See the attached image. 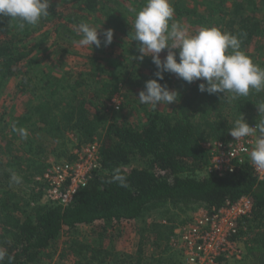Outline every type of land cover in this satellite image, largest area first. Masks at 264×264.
I'll return each mask as SVG.
<instances>
[{
	"label": "trees",
	"instance_id": "trees-1",
	"mask_svg": "<svg viewBox=\"0 0 264 264\" xmlns=\"http://www.w3.org/2000/svg\"><path fill=\"white\" fill-rule=\"evenodd\" d=\"M69 1L71 4L63 8L51 3L49 15L41 19L39 26L26 25L20 29L18 21L0 16V75L5 79H14L19 92L29 91L34 84L30 36L42 26L51 28L48 32L51 34H78L81 22L95 27L93 19L99 20L98 14H103L108 20L113 19L110 22L118 27L128 26L130 40L126 38L117 42L114 38L115 41L106 46L108 52H118L117 60H121L128 70L106 69L107 73L93 82L84 77L70 82L46 73L40 79L45 89L42 98L33 107L24 108L22 113L9 115L3 130L17 134L12 129L15 124L28 133L29 126L40 123L55 142L58 152L65 154L68 152L65 142L68 134L74 133L80 138V143H88L98 135L105 172H94L67 206L42 203V190L39 195L31 197L20 195V192L22 184L28 187V183L35 182L34 172L43 173L46 170L43 162L25 157L24 170L28 175L20 174V182L16 183L11 180V175L22 171H17L19 167L13 161H6L0 156V249L7 253L3 264H47L46 257L53 255L49 249L64 230L73 237L67 249L79 256V264H106L110 252L105 248V240L111 234L110 225L127 227L134 220L144 217L148 210L170 204L187 206L201 203L219 207L244 195H251L255 202L253 216L248 223V232L255 235L246 243V259L248 264H264V180L259 179L250 168L221 177L197 178L194 175L209 164L210 156L204 142L208 138H225L222 130L231 128L233 125L228 123L241 113L245 119L251 116L257 109L256 104L264 103V91L258 93L252 90L247 97L233 100L229 95L223 96V93L200 92L198 85L206 81L197 80L184 85L178 92L174 113L149 110L142 122L114 120L101 131L96 111L98 104L111 100L115 94H123L121 90L129 81L130 71L138 74L141 62H152L148 56L143 61L133 60L132 57L139 53L130 24L134 23L136 12L145 6L146 0ZM218 1L208 5L209 18L213 19L209 26L237 35L242 41L241 50L254 63L264 67V43L256 47V53L249 48L254 38L264 33L258 18L263 11L264 0H231L227 7L226 0ZM171 4L176 18L184 24L193 28L205 25L208 18L199 14L196 8L181 0ZM55 47L53 45V49ZM61 50L64 51V47ZM156 71V66L151 64L146 81L155 79ZM180 80L175 74L166 72L164 80L159 82L166 83L173 90L180 85ZM124 96L128 98V95ZM129 104L130 100L125 101L121 107ZM255 116L259 118V112ZM21 139L24 141V138ZM23 143L24 148L27 143ZM27 146V152L37 148L33 147L32 140ZM8 150L11 151V148ZM73 157L71 155L69 159ZM116 168L126 177L127 187L111 182ZM40 187L42 189V185ZM83 226L91 228V239L88 244L84 243L85 246L78 235ZM174 231L175 226L171 223L151 225L148 234L156 232V244L159 245L161 239L165 246L162 257L146 264H181L180 260H176V254L170 251L169 241ZM246 232L243 230L240 235ZM140 250L136 262L129 264L143 263V250ZM9 257L12 259L9 260Z\"/></svg>",
	"mask_w": 264,
	"mask_h": 264
},
{
	"label": "rangeland",
	"instance_id": "rangeland-1",
	"mask_svg": "<svg viewBox=\"0 0 264 264\" xmlns=\"http://www.w3.org/2000/svg\"><path fill=\"white\" fill-rule=\"evenodd\" d=\"M177 0H170L171 3ZM186 2L191 7H194L198 10V13L201 15H206L205 25H198L194 28L188 24H184L181 20L177 19L174 15V20L178 21L181 25L187 28L189 34H195L199 31L202 26H209L212 24V18H209L207 9L209 3H214L216 0H181ZM221 0L218 1L220 3ZM51 3H55L58 8H63L65 5H70L69 0H51ZM231 0H226V7L229 6ZM129 4V3H128ZM132 6V5H131ZM129 6V7H131ZM126 7V6H124ZM99 20L93 19L96 24L95 27L100 28L101 33L100 38H103L102 33L106 29L114 30V38L117 42H123L127 39H131L128 33V26L123 25V27H118L112 20H108L103 14H98ZM128 16L127 14H124ZM258 18L261 20V23L264 28V7L263 11L258 14ZM114 21V20H113ZM128 23V21L126 22ZM45 24V23H44ZM43 24V25H44ZM46 25V24H45ZM132 31L134 32V23L130 24ZM39 26V24H38ZM212 26V25H211ZM262 28V29H263ZM124 29V31H122ZM51 31V28L42 26L37 29L34 35L30 36L29 42L33 51L30 54V59L33 64L32 75L34 77V84L27 92H19V88L15 86V80L11 78L5 79L4 76L0 75V156L6 161L11 160L13 163L19 167L17 171L21 170V173H16L18 177L20 174L27 176L26 162L25 157H34L39 161H42L43 166L45 165L46 170L43 173L34 172L35 182L28 183V187L21 185L22 191L20 195L26 197H31V195H36L40 193L41 185L43 187V181L40 182L38 177H41L45 174L48 168L52 166L53 163H60L63 161L70 160L69 156H74V150L77 147H81L86 143H80V138L70 133L67 135L65 142L68 145V152L60 153L55 147V142L53 139L44 132L42 125L37 123L31 125L28 128V136L24 141H22L21 136L17 134L9 133L8 130H3L6 127V120L10 117L11 114H20L23 109L27 106L33 107L38 103L45 93L43 83L41 82V77L46 75V73L56 75L59 78H65L68 81H73L77 77H84L89 82L96 81L99 77L104 76V73H107L106 69L113 71H126L128 70L121 60H117L118 52L110 53L108 52V47L104 46L103 41L101 46L97 48L93 45L81 46L78 41L81 39V35L73 33L71 36L68 35H56L48 33ZM53 31V30H52ZM47 32V33H46ZM55 43V44H53ZM264 43V33L257 35L252 44L250 45V51L256 53V47ZM53 45H56L53 49ZM64 47V51L61 48ZM57 50L60 52H56ZM167 54V50H163L160 53V57L163 59ZM163 55V56H162ZM152 61L151 56H148ZM179 62V61H178ZM122 63V65H121ZM153 62L146 63L141 62L140 72L138 74L132 73L129 75V81L123 86V94H115L111 100L103 101L101 104H98L96 111L99 115L100 121V130L102 131L114 120L124 121L127 120L132 123H139L145 120L146 113L149 110L159 111L164 114L174 113V107L178 104L174 102L172 104H161L157 108H153L148 104H141L138 95L140 91L144 90L146 75L150 71V66ZM176 75V74H175ZM176 77H178L176 75ZM184 85H190L183 79L180 80V85L174 88L173 90L179 92ZM124 94L128 95V98H125ZM119 96L116 100L121 101L122 105L125 101L130 100V104L127 106L121 107L119 110H115L113 99L115 96ZM258 112V109L251 115L246 117V121L250 126H253L258 122V119L255 115ZM232 120V119H231ZM228 125H233V121H230ZM229 129L222 130V136L225 137V140H231L233 137L229 133ZM103 130V131H104ZM211 130V129H210ZM10 136V137H9ZM94 138H98V135ZM99 139V138H98ZM212 139V138H208ZM214 139H222L214 137ZM33 141V147H37L35 151L27 152L26 147L28 148V142ZM23 142H26V146L23 148ZM65 144V145H66ZM22 147V148H21ZM11 148V151L8 149ZM60 150V149H59ZM66 151V150H65ZM65 154V155H64ZM71 154V155H70ZM197 178H203L206 176L204 169L195 172L194 174ZM33 178V177H32ZM40 183H39V182ZM37 182V183H36ZM42 192V191H41ZM42 203L51 202L44 196V192L40 196ZM22 204V203H21ZM206 206L201 203H192L187 206H175L168 205L166 207H161L158 209L148 210L144 217L134 220L127 227H122L119 225L114 226L113 224L109 226L110 236L105 240V248L109 249L110 255L106 264H129V262H136L138 254L140 253V248H142L144 261L142 264H146L153 259L162 257V250H164L165 243L159 239L158 244H156L157 233L148 234V230L151 228L152 224H162L163 221H167L166 224H173L178 229V226L181 225V221L186 217L191 215L199 207ZM243 233L239 236L240 246L244 248V254L240 258H232L227 261V264H248V259H246V243L248 240H251L255 234L248 232ZM79 240L81 244L85 246L91 239V228L89 226H83L79 230ZM149 235V236H148ZM73 237L67 234V231L61 234V236L54 242L53 246L49 249V252L53 255L52 257H46L47 264H79V256L74 253V251H69L67 245H70ZM85 243V244H84ZM143 245V247H142ZM163 247V248H162ZM170 251L174 252L170 249ZM175 253V252H174ZM176 254V253H175ZM176 260L179 261V257L176 254Z\"/></svg>",
	"mask_w": 264,
	"mask_h": 264
},
{
	"label": "clouds",
	"instance_id": "clouds-1",
	"mask_svg": "<svg viewBox=\"0 0 264 264\" xmlns=\"http://www.w3.org/2000/svg\"><path fill=\"white\" fill-rule=\"evenodd\" d=\"M50 6L51 0H0V16L18 21L20 29L26 25L34 27L49 15ZM174 15L175 8L170 0H146L145 6L136 12L133 40L137 42L139 55L132 56L133 60L143 61L150 55L157 68L156 78L146 81L144 90L138 95L141 104L157 108L161 104L178 101V92L159 82L164 80L166 72L176 74L189 84L197 80L206 81L198 85L200 92L223 93L233 100L247 97L252 90L264 91V67L254 63L241 50L242 41L237 35L215 26H202L195 34H189L186 27L173 19ZM100 29L81 22L77 28L81 35L79 45L99 48L102 43ZM102 36L104 46H108L113 41L114 30L106 29ZM163 50H167V54L161 59ZM256 106L259 119L255 126H250L241 113L233 121L229 133L235 141L255 135L251 162L258 170H264V103ZM12 129L21 138H27L25 128H17L13 124ZM20 179L12 173V181L19 183ZM111 182H118L121 187L128 186L119 168L113 170ZM6 255V251L0 249V264Z\"/></svg>",
	"mask_w": 264,
	"mask_h": 264
},
{
	"label": "built area",
	"instance_id": "built-area-1",
	"mask_svg": "<svg viewBox=\"0 0 264 264\" xmlns=\"http://www.w3.org/2000/svg\"><path fill=\"white\" fill-rule=\"evenodd\" d=\"M113 103L115 110L122 102ZM255 126V125H253ZM255 135L235 141L209 139L204 142L210 160L204 168L207 177H221L250 168L264 180V170H258L251 162L250 153ZM94 172H105L101 164L100 142L94 138L74 150L71 160L53 163L38 179L43 182L44 196L53 203L69 205L80 188L85 186ZM254 199L244 195L222 206H203L186 217L170 237V247L178 255L181 264H227L232 258H240L244 248L240 246V233L247 230L253 216ZM166 223L167 221H163Z\"/></svg>",
	"mask_w": 264,
	"mask_h": 264
}]
</instances>
